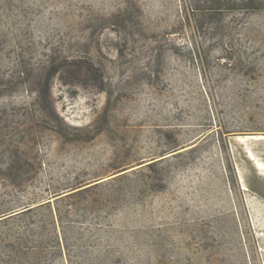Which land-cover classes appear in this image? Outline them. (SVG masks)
<instances>
[{"label":"rangeland","instance_id":"obj_1","mask_svg":"<svg viewBox=\"0 0 264 264\" xmlns=\"http://www.w3.org/2000/svg\"><path fill=\"white\" fill-rule=\"evenodd\" d=\"M0 264H264V0H0Z\"/></svg>","mask_w":264,"mask_h":264},{"label":"trees","instance_id":"obj_2","mask_svg":"<svg viewBox=\"0 0 264 264\" xmlns=\"http://www.w3.org/2000/svg\"><path fill=\"white\" fill-rule=\"evenodd\" d=\"M209 1H214V0H209ZM249 1H251V0H249ZM260 1H262V2H263V0H260Z\"/></svg>","mask_w":264,"mask_h":264},{"label":"bare ground","instance_id":"obj_3","mask_svg":"<svg viewBox=\"0 0 264 264\" xmlns=\"http://www.w3.org/2000/svg\"><path fill=\"white\" fill-rule=\"evenodd\" d=\"M252 156H254V155H252Z\"/></svg>","mask_w":264,"mask_h":264}]
</instances>
